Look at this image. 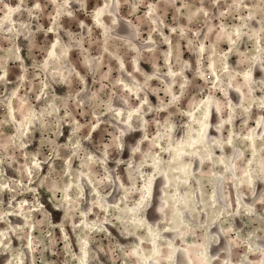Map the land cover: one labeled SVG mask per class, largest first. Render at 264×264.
Instances as JSON below:
<instances>
[{"label": "rangeland", "instance_id": "rangeland-1", "mask_svg": "<svg viewBox=\"0 0 264 264\" xmlns=\"http://www.w3.org/2000/svg\"><path fill=\"white\" fill-rule=\"evenodd\" d=\"M0 264H264V0H0Z\"/></svg>", "mask_w": 264, "mask_h": 264}, {"label": "bare ground", "instance_id": "bare-ground-1", "mask_svg": "<svg viewBox=\"0 0 264 264\" xmlns=\"http://www.w3.org/2000/svg\"><path fill=\"white\" fill-rule=\"evenodd\" d=\"M208 112V111H207ZM207 114V113H206ZM162 176L163 175H161L160 177H159V179H158V177L157 178H153V179H151L150 181H149V202L150 201H152V203L153 204H155V201H156V192H157V182H158V180H160L161 178H162ZM149 223V225L150 226H152V223H150V222H148ZM221 244H222V242H221ZM220 244V245H221ZM218 247H220V246H217V248ZM181 254H182V256L184 257V256H186L185 255V253L184 252H181ZM178 256V258H179V255H177ZM185 258V257H184Z\"/></svg>", "mask_w": 264, "mask_h": 264}]
</instances>
